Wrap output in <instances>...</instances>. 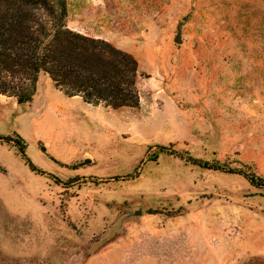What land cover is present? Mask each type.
<instances>
[{"label": "rangeland", "instance_id": "rangeland-1", "mask_svg": "<svg viewBox=\"0 0 264 264\" xmlns=\"http://www.w3.org/2000/svg\"><path fill=\"white\" fill-rule=\"evenodd\" d=\"M68 8L137 58L140 103L0 93V264H264V186L193 163L264 177V0Z\"/></svg>", "mask_w": 264, "mask_h": 264}, {"label": "trees", "instance_id": "trees-1", "mask_svg": "<svg viewBox=\"0 0 264 264\" xmlns=\"http://www.w3.org/2000/svg\"><path fill=\"white\" fill-rule=\"evenodd\" d=\"M68 9V0H0V93L30 102L39 74L46 72L68 96L113 108L138 106L137 58L106 39L70 28ZM24 149L19 146L27 158ZM193 163L241 174L253 185L264 186V177L245 168L220 160Z\"/></svg>", "mask_w": 264, "mask_h": 264}, {"label": "water", "instance_id": "water-1", "mask_svg": "<svg viewBox=\"0 0 264 264\" xmlns=\"http://www.w3.org/2000/svg\"><path fill=\"white\" fill-rule=\"evenodd\" d=\"M175 42L177 43H183V38H182V26L181 24H178L177 26V33L176 36L174 38ZM139 214V213H138Z\"/></svg>", "mask_w": 264, "mask_h": 264}, {"label": "crops", "instance_id": "crops-1", "mask_svg": "<svg viewBox=\"0 0 264 264\" xmlns=\"http://www.w3.org/2000/svg\"><path fill=\"white\" fill-rule=\"evenodd\" d=\"M119 48H121V47H119ZM128 51V50H127ZM130 51V50H129ZM133 54V53H132Z\"/></svg>", "mask_w": 264, "mask_h": 264}]
</instances>
